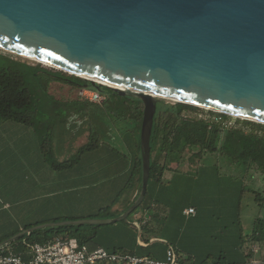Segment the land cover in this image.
<instances>
[{"label": "water", "instance_id": "1", "mask_svg": "<svg viewBox=\"0 0 264 264\" xmlns=\"http://www.w3.org/2000/svg\"><path fill=\"white\" fill-rule=\"evenodd\" d=\"M0 49L144 106L141 190L122 215L43 224L3 244L47 228L127 221L147 194L160 99L264 125V0H0Z\"/></svg>", "mask_w": 264, "mask_h": 264}, {"label": "trees", "instance_id": "2", "mask_svg": "<svg viewBox=\"0 0 264 264\" xmlns=\"http://www.w3.org/2000/svg\"><path fill=\"white\" fill-rule=\"evenodd\" d=\"M53 81L96 91L104 97V101L100 104L89 102L84 98L61 101L50 93V84ZM85 85L87 84L84 80L74 75L56 71V69L40 63L30 65L0 53V123L13 122L32 128L40 140L42 155L51 167L57 171L69 170L78 163L81 155L100 146L102 139L94 126V122H96L97 116L109 111V113H113V118L116 121L126 123L128 121L130 123L131 129L128 131L127 138L132 134L138 136V156L135 159L123 196L128 194L134 185H137L140 192L142 182L140 131L144 109L142 102L134 98L121 97L108 88L102 87L97 91L95 88L85 87ZM165 101L167 100L160 99L157 104L150 140V181L145 200L138 208L139 210L144 208L149 218L140 229L135 228L130 217L136 213L137 209L127 221L108 226L109 228L125 226L133 231L134 239L133 243L129 244L130 247L128 245L109 246V235L98 233V231L105 229H102L101 226H67L38 230L10 242L9 246L15 253L23 255L27 260L29 258L26 253L29 252L32 245L46 244L60 238L62 240L76 239L80 245H87L91 248L103 247L111 253L148 257L157 261L165 260L168 249L173 248L181 264L249 263L253 254L251 250H247L246 244L264 245V219L257 218L253 223L249 238L244 236L240 220V208L241 200L244 193L248 192V188L243 181L234 187L235 194L230 199L232 203V217H230L233 218L232 226L225 225L222 228L223 232L225 230L229 232L230 229V237L226 234L223 235L227 246L226 251H218L214 255L207 254L203 258H197L193 253H186L189 252V247H187L185 240L196 243L195 240L200 237L196 236L191 241V233L180 240L177 236L174 240L171 239L172 241L163 237H156L157 240L150 243L151 237L149 236L155 235L153 223L158 215L153 212H156L159 206H164L165 203L171 201L172 206L178 208L179 221L182 223L186 222L185 218L187 221L190 220V217L184 214V210L188 208H193L196 212L194 216H191V219H197L199 215L202 216V209L196 203L177 206L172 201L171 193L167 194L170 199L168 202H165L163 198L151 195V188L155 184L171 188L170 183L164 182V174L176 172V175H180L181 172L171 170L170 165L179 162L186 152L197 151L191 155L190 170L192 168L202 169L201 165L206 163L213 166L218 173V167L224 161L226 166L234 169V171L239 170L245 174L253 170L264 175V125L243 121L240 122L242 123L240 128L228 129L221 123L185 119L182 112L192 109V106L178 102L168 106L165 105ZM220 117L222 120L229 118L227 115H220ZM58 126L61 129L66 127L69 131H73L72 128H74L76 137L83 130L88 132V142L80 147L79 154L63 162L58 160L54 151V136ZM104 135H110L109 131L104 132ZM133 203L127 207L129 208ZM167 206L170 209L172 207L170 204ZM137 221L141 222L143 218ZM194 225H189L190 229H194ZM29 228L31 226L24 230ZM137 240L147 246L138 245ZM97 264L114 263L99 262Z\"/></svg>", "mask_w": 264, "mask_h": 264}, {"label": "rangeland", "instance_id": "3", "mask_svg": "<svg viewBox=\"0 0 264 264\" xmlns=\"http://www.w3.org/2000/svg\"><path fill=\"white\" fill-rule=\"evenodd\" d=\"M0 53L30 65L38 64L36 61L1 49ZM56 71L58 70L56 69ZM85 91L84 87H72L60 81H53L50 84V93L61 101L81 99V95ZM102 100L103 98L100 97L98 102ZM173 103L174 101L171 100L165 101V105L168 106ZM189 110H192L191 112L194 114L197 109ZM243 121L245 120L240 122ZM86 126H84L85 129ZM94 126L102 139L100 150L92 155H86V157H90L88 162L85 157V160H82L83 163L78 164L75 170L62 172L60 175V182H64L63 179H65L67 183V197L66 213L61 210L62 216L59 218V223L85 219L112 220L118 216L110 217H113L122 206L121 202L124 199V189L127 183L124 184L126 178L121 176L119 171L125 164L122 161L126 157L125 146L131 125L128 121L127 123L116 121L113 118V113L106 111L103 115L97 116ZM239 126H242V123ZM72 129L73 131H69L66 127L61 129L58 126L54 136L55 156L61 162L77 156L80 147L88 142V132L83 130L76 137V131L74 128ZM108 131L110 135H104V132ZM103 144L105 148H109L110 153L103 150ZM195 152L197 151L186 152L179 162L171 164V170H179L181 173L176 175V172H170L171 181L164 180V182L170 183L172 190L170 195L175 205L196 203L202 209V216L186 220L188 225L195 224L194 229L187 228L183 233L185 232L184 236L191 233V241L196 236H200L195 240L196 243L185 240L189 247V252L186 253H193L197 258H203L207 254L214 255L218 251H226L227 246L223 235L226 234L230 237V229L229 232L226 230L223 232L222 228L225 225L232 226L230 199L235 194L234 187L240 181L245 182L248 188V192L243 195L240 208L244 236L249 238L253 223L257 218L264 219V175L253 170L245 174L239 170L234 171L227 167L224 161L218 167V173L213 166L206 163L201 165L202 169L192 168L190 170L191 155ZM112 205L114 206L112 207ZM108 208L109 210H106ZM134 215L130 217V220ZM108 226L101 227L106 229L109 228ZM109 237L110 241H114L112 235ZM246 248L253 254L248 264H264V245L255 246L247 243Z\"/></svg>", "mask_w": 264, "mask_h": 264}, {"label": "crops", "instance_id": "4", "mask_svg": "<svg viewBox=\"0 0 264 264\" xmlns=\"http://www.w3.org/2000/svg\"><path fill=\"white\" fill-rule=\"evenodd\" d=\"M102 146L103 150L110 153L109 148H105L104 144ZM100 147L101 145L95 150L81 155L78 163L72 169L57 171L44 159L40 140L32 128L13 122H1L0 245L24 231L28 226L32 228L33 226L59 222V218L62 216L61 210L66 213L67 197V183L65 179H63L64 182H60L61 173L75 170L78 164L83 163L82 160L86 155L97 153ZM125 147L127 153L122 161L125 164L119 171V174L126 178V181H123L124 184L128 182L135 159L138 156L137 134H132L127 138ZM85 159L88 162L90 157L87 156ZM169 173L166 172L163 179L170 181ZM171 192V188L158 184L151 188V195L163 198L165 202L170 201L167 194ZM138 194L137 185H134L129 193L124 196L121 208L110 218L122 215L127 210V206L136 200ZM165 204L153 212L158 215L153 223L154 228L152 227L155 235L149 236L151 237L150 243L156 241V237L174 240L178 236L180 240L185 235L183 231L191 228L187 221L183 223L179 221L178 208L172 206L171 201ZM168 204L172 206L171 209L167 206ZM146 215L144 208H141L131 220L136 222L138 218L141 219L142 216L144 218ZM185 219L187 220V218ZM132 232L125 226H115L98 231L101 235H112L114 241L108 243L112 247L127 245L130 247L129 244L133 243L134 239ZM137 244L143 247L147 246L139 240H137Z\"/></svg>", "mask_w": 264, "mask_h": 264}, {"label": "built area", "instance_id": "5", "mask_svg": "<svg viewBox=\"0 0 264 264\" xmlns=\"http://www.w3.org/2000/svg\"><path fill=\"white\" fill-rule=\"evenodd\" d=\"M85 90L83 95H81L85 100L95 104L104 101V97L96 91ZM100 97L101 99L103 98V100L98 102ZM192 107L197 109L194 114H192V110H185L182 112V116L185 119L221 123L222 126L228 129H238L241 127L239 125L241 124L240 121L243 119L227 115L229 118L222 120L220 115L225 114L197 106ZM233 118L235 119L234 121L232 120ZM184 214L187 217H191L194 216L196 212L193 208H188L184 211ZM148 218L149 215L147 214L143 218V221H136L133 223V226L140 229ZM26 256L29 259L25 260L23 255L15 253L9 246V243L0 245V264H97L99 262L114 264H181L173 248L168 249L164 261H157L148 257L111 253L103 247L98 246L91 248L87 245H80L76 239L62 240L60 238L46 244L32 245L29 252L26 253Z\"/></svg>", "mask_w": 264, "mask_h": 264}, {"label": "bare ground", "instance_id": "6", "mask_svg": "<svg viewBox=\"0 0 264 264\" xmlns=\"http://www.w3.org/2000/svg\"><path fill=\"white\" fill-rule=\"evenodd\" d=\"M20 56H21V55H20ZM22 57H25V56H22ZM25 58L30 59V60H33V59H31V58H28V57H25ZM33 61H35V60H33ZM36 62H37V61H36ZM42 64L45 65V66H47V67L54 68V67H52V66H50V65H48V64H45V63H42ZM55 69L59 70L58 68H55ZM66 72H67V71H66ZM67 73H69V72H67ZM70 74L75 75V74L72 73V72H70ZM77 76L80 77V78H87V77H85V76H81V75H77ZM96 82H100V83H102V84L109 85V84L104 83V82H101V81H96ZM116 87H119V86H116ZM120 88H121V87H120Z\"/></svg>", "mask_w": 264, "mask_h": 264}]
</instances>
